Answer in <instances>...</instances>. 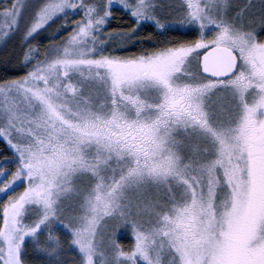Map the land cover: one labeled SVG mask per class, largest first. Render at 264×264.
I'll return each instance as SVG.
<instances>
[{
    "label": "snow or ice",
    "instance_id": "6c2138e0",
    "mask_svg": "<svg viewBox=\"0 0 264 264\" xmlns=\"http://www.w3.org/2000/svg\"><path fill=\"white\" fill-rule=\"evenodd\" d=\"M9 41L0 264H264V0H0Z\"/></svg>",
    "mask_w": 264,
    "mask_h": 264
},
{
    "label": "trees",
    "instance_id": "16d2710c",
    "mask_svg": "<svg viewBox=\"0 0 264 264\" xmlns=\"http://www.w3.org/2000/svg\"><path fill=\"white\" fill-rule=\"evenodd\" d=\"M114 16L111 22L109 23V27L115 28L126 24V21L120 20L119 16L121 15L119 12H117L116 9H113ZM62 32L61 35H64L66 33ZM143 34V30L142 33ZM41 44L44 43V40L40 41ZM134 49H127L126 51H132ZM17 66V56L16 52L13 47V43L10 41V44L6 46L4 49L0 51V81L14 75H19L20 73L15 71V67ZM7 153L4 151V144L0 142V157L6 155ZM121 243L124 245H127L130 243L128 239H122ZM74 253L68 254V260H66L65 264H70L71 259L74 257Z\"/></svg>",
    "mask_w": 264,
    "mask_h": 264
},
{
    "label": "rangeland",
    "instance_id": "374dc122",
    "mask_svg": "<svg viewBox=\"0 0 264 264\" xmlns=\"http://www.w3.org/2000/svg\"><path fill=\"white\" fill-rule=\"evenodd\" d=\"M252 3H253V5L257 8V9H259V7H260V0H252ZM10 44V41L5 45V44H3L2 42H0V51L2 50V49H4L6 46H8Z\"/></svg>",
    "mask_w": 264,
    "mask_h": 264
}]
</instances>
